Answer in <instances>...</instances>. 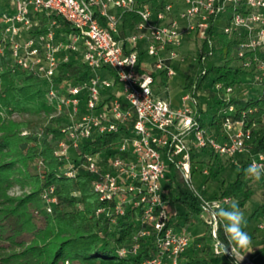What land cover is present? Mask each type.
I'll use <instances>...</instances> for the list:
<instances>
[{
  "label": "built area",
  "instance_id": "1",
  "mask_svg": "<svg viewBox=\"0 0 264 264\" xmlns=\"http://www.w3.org/2000/svg\"><path fill=\"white\" fill-rule=\"evenodd\" d=\"M0 15L3 28L0 56L9 52L15 68L45 81L53 111L46 123L56 125L62 137L55 142L54 156L63 162V174L76 178L91 175V188L98 195V218L115 224L136 210L138 230L133 243L119 247L121 257L136 254L140 237L154 236L157 254L143 264H180L181 255L193 241L186 229L177 231L171 220V198L166 187L168 170L175 169L200 199V219L210 227L213 251L222 223L213 235L211 209L227 207L231 197L212 198L193 186L192 155L210 149L241 167L264 165V153L253 152L248 140L264 126V112L257 107L239 110L233 104L236 86L264 87V0H7ZM127 13L139 16L132 29H124ZM233 34V65L245 70L238 85L213 84L212 91L227 103L220 133L201 121L198 79L184 87L178 101L155 89V77L164 73L170 81L174 63L184 60L182 50L193 60L206 62L200 44L211 46L210 30ZM191 40L198 41L193 52ZM197 50L201 58L196 56ZM211 60L218 54L210 50ZM146 56L150 57L146 60ZM216 57V58H215ZM72 68L76 74H72ZM203 67L199 75L205 74ZM169 89L164 86L162 92ZM264 92V89L263 91ZM249 120V121H248ZM27 133L26 131L24 134ZM120 134V142L104 149L97 139ZM53 133L50 134L52 137ZM111 144V143H110ZM88 147V148H86ZM42 159L38 168L42 174ZM208 175L209 168L201 172ZM263 182L264 174L259 180ZM48 212L59 203L55 185L41 193ZM205 215V216H204ZM264 229V223L260 224ZM225 243L227 241L225 240ZM223 255L236 264L230 254ZM218 255V254H217ZM240 264H261L247 253Z\"/></svg>",
  "mask_w": 264,
  "mask_h": 264
},
{
  "label": "trees",
  "instance_id": "2",
  "mask_svg": "<svg viewBox=\"0 0 264 264\" xmlns=\"http://www.w3.org/2000/svg\"><path fill=\"white\" fill-rule=\"evenodd\" d=\"M4 6L0 0V15ZM139 21L138 15L127 13L123 27L132 29ZM2 34L0 23V41ZM209 36L211 46L207 40H202L198 49L206 55V62H201L202 55L197 50L200 69L188 78L186 87L198 79V88L201 89L210 75H214L211 85L216 82L240 84L246 72L232 64L233 45L240 39L213 29L209 31ZM210 50L218 54L216 59H210ZM203 67H206V72L199 75ZM72 74H76L73 68ZM168 84L164 73L156 75L154 87L159 94ZM208 93L211 107L216 109L208 126L220 133L225 120L220 110L228 104L219 99L214 91L209 90ZM233 104L237 109L235 117L239 115V110L250 107L258 108V112L251 115L256 116L264 112V92L253 94L246 100L234 99ZM52 111L45 81L26 70L15 68L8 51L0 56V264H143L144 260L157 254L154 236L140 237V249L136 254L126 257L118 254L119 247L133 243V235L139 227L136 210L128 211L115 224L98 218L95 209L99 199L91 188V175L81 172L76 178H69L63 174L64 163L53 154L55 142L62 137L55 126L63 122L52 119L47 124L39 118L19 121L10 118L15 113L39 116ZM200 119L203 121L202 116ZM25 131L27 133L24 134ZM120 138V134L105 135L96 140L94 147L104 149L115 146ZM248 144L253 152L264 153V126L252 131ZM192 158L193 162L209 168L206 182L212 185L221 177L206 196H228L244 206L254 195L252 180L244 176L248 167L246 158L240 160L241 167L234 166L230 160L210 149L194 153ZM39 159L45 165L42 174L38 168ZM228 166L234 169L231 180L225 177ZM173 180L176 187H173ZM258 183L264 186L263 182ZM52 184L56 187L59 203L50 213L41 193ZM211 185L204 187V195ZM15 187L21 190V194L11 193ZM166 187L171 198V220L178 215L177 204H182L185 209L183 228L188 229L199 220L200 199L178 175L169 179ZM253 217L264 221V198ZM220 234L224 237L222 227ZM212 246L210 227L207 226L205 232L197 236L181 255L180 264H232L226 256L215 254ZM259 262L264 264V250ZM164 264L171 263L166 261Z\"/></svg>",
  "mask_w": 264,
  "mask_h": 264
},
{
  "label": "rangeland",
  "instance_id": "3",
  "mask_svg": "<svg viewBox=\"0 0 264 264\" xmlns=\"http://www.w3.org/2000/svg\"><path fill=\"white\" fill-rule=\"evenodd\" d=\"M4 7H1L2 9H8V3L6 0H2ZM7 3V5H6ZM199 42L195 40H191L190 43L188 44L191 51L193 52L195 46H197ZM187 50H182V54L185 55L183 56L184 60L181 61V59H178L174 63V75L169 81V89L166 90L165 92H161L160 95L165 97V98H172L173 100L178 101L180 97L182 96L184 91V87L186 86L187 80L189 77L196 75L199 72L200 65L198 60H193L191 57L187 55ZM146 60H149L150 57L146 56ZM216 58V57H215ZM214 75H210L208 77V81L203 85V87L199 90L200 96H199V101H198V107L201 112V116L203 119V122L205 126H208V123L212 120V117L215 112V107H211L212 103L209 99V90L213 89V86L210 84V82L213 80ZM264 87H255L253 90H249V86H236L234 95L240 99V100H246L253 94H260L263 91ZM49 114H42L39 116H30L28 114H13L10 118L12 120H23V119H33V118H39L42 120V123H45L47 119L49 118ZM229 161V160H228ZM232 164V162H231ZM234 165V164H233ZM235 166V165H234ZM205 168V165L200 163L197 165L196 168H193V186L194 188L202 192L204 191V187L206 186L207 188L210 187V182H206L207 175H203L201 172ZM175 175L179 176V179L183 181L181 174L176 171L175 169H170L167 172L166 175V180L173 179ZM225 177L227 180H231L234 177V169L231 166H228V170L225 174ZM221 177L217 178L215 180L216 183L220 182ZM173 187H176V182L173 180ZM216 183H213L211 188L207 191L205 195H209L210 192H212L213 188L215 187ZM251 185L254 188V195L252 198L244 205L238 206L240 209L244 212L245 218L247 220V227L244 229L249 236L251 237V243L249 246V250L245 253H247L251 258H253L255 261L259 262V260L262 257V253L264 250V245H263V236H264V229L260 228V224L264 223L263 220L260 219H255L253 217L254 211L258 208V206L263 202L264 198V186L260 185L258 182H252ZM12 194H21V190L18 187H15L11 190ZM236 201V200H234ZM237 202V201H236ZM238 203V202H237ZM231 204V203H230ZM230 204L225 207L228 209L230 207ZM177 210V216L173 218V222L175 223L176 230L177 231H182L185 228H183V224L185 221V215H184V206L182 204H177L176 206ZM205 216V215H204ZM178 222L180 225H177ZM206 224L202 219L194 223L193 225L189 226L188 229H186L189 233L192 235V240L195 241L196 237L201 235L202 233L205 232L206 229Z\"/></svg>",
  "mask_w": 264,
  "mask_h": 264
},
{
  "label": "clouds",
  "instance_id": "4",
  "mask_svg": "<svg viewBox=\"0 0 264 264\" xmlns=\"http://www.w3.org/2000/svg\"><path fill=\"white\" fill-rule=\"evenodd\" d=\"M264 174V165L250 164L244 171L246 179L259 180ZM213 224V235L216 234V224L222 223L224 241H217V254H230L235 258L236 264L244 259L242 252H247L251 243V237L244 230L247 227V220L244 212L236 201H232L228 209L217 206L211 209ZM225 240L227 243H225Z\"/></svg>",
  "mask_w": 264,
  "mask_h": 264
},
{
  "label": "crops",
  "instance_id": "5",
  "mask_svg": "<svg viewBox=\"0 0 264 264\" xmlns=\"http://www.w3.org/2000/svg\"><path fill=\"white\" fill-rule=\"evenodd\" d=\"M176 101V100H175Z\"/></svg>",
  "mask_w": 264,
  "mask_h": 264
}]
</instances>
